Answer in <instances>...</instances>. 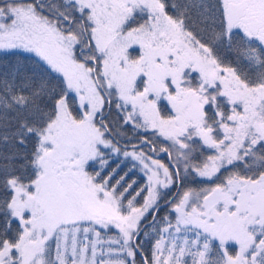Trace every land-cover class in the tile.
Listing matches in <instances>:
<instances>
[{
	"label": "snow or ice",
	"instance_id": "6c2138e0",
	"mask_svg": "<svg viewBox=\"0 0 264 264\" xmlns=\"http://www.w3.org/2000/svg\"><path fill=\"white\" fill-rule=\"evenodd\" d=\"M0 264H264V0H0Z\"/></svg>",
	"mask_w": 264,
	"mask_h": 264
}]
</instances>
